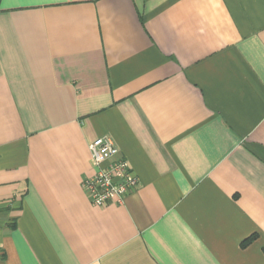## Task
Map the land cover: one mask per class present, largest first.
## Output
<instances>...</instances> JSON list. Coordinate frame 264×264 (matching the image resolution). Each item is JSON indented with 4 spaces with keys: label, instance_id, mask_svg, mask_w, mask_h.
<instances>
[{
    "label": "crops",
    "instance_id": "0c3cea01",
    "mask_svg": "<svg viewBox=\"0 0 264 264\" xmlns=\"http://www.w3.org/2000/svg\"><path fill=\"white\" fill-rule=\"evenodd\" d=\"M0 264H264V0H0Z\"/></svg>",
    "mask_w": 264,
    "mask_h": 264
},
{
    "label": "built area",
    "instance_id": "2783aa9c",
    "mask_svg": "<svg viewBox=\"0 0 264 264\" xmlns=\"http://www.w3.org/2000/svg\"><path fill=\"white\" fill-rule=\"evenodd\" d=\"M89 147L96 170L82 186L91 203L98 207L123 204L126 196L140 187L139 178L127 160L117 158L120 151L111 138L100 137Z\"/></svg>",
    "mask_w": 264,
    "mask_h": 264
}]
</instances>
